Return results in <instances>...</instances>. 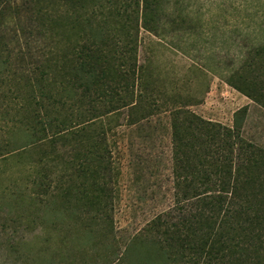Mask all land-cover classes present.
I'll return each mask as SVG.
<instances>
[{"label": "rangeland", "instance_id": "1", "mask_svg": "<svg viewBox=\"0 0 264 264\" xmlns=\"http://www.w3.org/2000/svg\"><path fill=\"white\" fill-rule=\"evenodd\" d=\"M80 4L81 14L90 7L101 19L107 12L110 46L115 57L123 58L118 63L125 62L122 69L128 71L130 83L125 98L133 106L106 118V134L99 142L103 144L105 137L111 153H97V145L84 143L83 135L78 152L59 148L56 153L43 134L40 139L41 134L34 135L14 120L17 97L10 81L2 87L0 264H148L156 250L135 237L175 207L172 120L185 119L183 112L233 127L235 113L247 106L240 136L264 150L263 101L246 98L228 83L234 73L244 72L241 65L248 52L240 49L264 44V0ZM34 8L33 0H0V34L6 45L0 72L6 81L13 72L33 71L47 49L36 29ZM202 9L212 23L203 22ZM201 43L211 49L199 47ZM132 45L136 51L130 50ZM198 48L201 54L212 50V61L219 59L222 69L237 66L215 84L208 101L201 99L205 84L216 80L199 76L196 67L191 71L196 79L179 70L182 61L197 66L198 55L189 49ZM255 64L248 76L253 82L260 75L261 83H256L261 86L264 61L256 59ZM236 79L231 82L241 86Z\"/></svg>", "mask_w": 264, "mask_h": 264}, {"label": "trees", "instance_id": "2", "mask_svg": "<svg viewBox=\"0 0 264 264\" xmlns=\"http://www.w3.org/2000/svg\"><path fill=\"white\" fill-rule=\"evenodd\" d=\"M33 1L36 29L48 44L30 73L13 72L6 81L0 72V92L10 81L17 97L14 120L40 139L43 134L56 153L78 152L82 135L84 143L97 145V153H111L105 137L104 145L99 142L106 118L133 102L125 98L129 74L125 62L118 63L123 58L112 53L107 12L99 19L90 7L80 13L81 0ZM4 48L0 34V59ZM262 55L264 47L253 51L243 67L247 73L234 76L241 86L231 82L234 77L229 85L263 101L264 108V80L259 86L260 75L253 82L248 76ZM247 113V106L239 109L233 127L193 112L173 118L175 207L135 237L156 250L148 264H264V150L240 136Z\"/></svg>", "mask_w": 264, "mask_h": 264}, {"label": "crops", "instance_id": "3", "mask_svg": "<svg viewBox=\"0 0 264 264\" xmlns=\"http://www.w3.org/2000/svg\"><path fill=\"white\" fill-rule=\"evenodd\" d=\"M203 10L205 12V16L203 18V22L208 25V24L212 23V21L209 19L208 12H206L205 9H202V11ZM203 46H205L204 49L210 48L209 46L206 45V43H201L199 45V47H203ZM260 47H264V44H261V45H258V46L257 45L252 46L251 47L252 50H251V48L240 49L241 50L240 52H244V53L248 52L247 57H246L244 63L241 65V67L242 66L244 67L246 61L249 59L251 51H255L256 49H258ZM176 49H177V51H179L178 48L173 47V50L176 51ZM253 49H255V50H253ZM237 51H238V49L235 48V52H234L235 55H237ZM189 52L190 53H195L196 55H198V57H197L198 60H197V62H195V63H197V66H194L192 64L185 63V62L182 61V62H180L179 70L184 71V75L190 76L191 78H192V76H194L195 77L194 79H196V75L191 73V71L194 69V67H196V70L199 72V74H198L199 76H203V77H206V78H209V79H215L216 80L214 82L213 81L207 82L205 84L206 85L205 91L202 92L203 94L201 93L202 94L201 95V99L208 101L210 96L215 93V87H214L215 84H218L219 82L223 81V79H225L227 77L228 71L231 70V69H235L237 66L234 67V68H231L229 70L228 69H222L221 65L219 64V62H220L219 59H214L212 61V59H213L212 50L211 51H207V52L205 51V52H203L201 54L200 51H199V48H198L196 50L189 49ZM237 56H239V59L241 60V56L240 55H237ZM212 63H213V66H212ZM234 74H233V76H234ZM233 76H231L230 79L233 78ZM229 80H228V83H229ZM194 83H195V81H194ZM246 98H248V97H246ZM248 99H250V98H248ZM192 107H195V106H192Z\"/></svg>", "mask_w": 264, "mask_h": 264}]
</instances>
